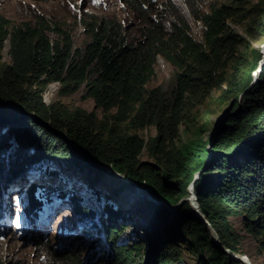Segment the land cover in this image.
<instances>
[{"label": "trees", "instance_id": "16d2710c", "mask_svg": "<svg viewBox=\"0 0 264 264\" xmlns=\"http://www.w3.org/2000/svg\"><path fill=\"white\" fill-rule=\"evenodd\" d=\"M182 1L206 26L203 39L194 37L174 0H161L159 6L156 0H123L142 21L139 35L130 36L127 27L114 19L93 17L85 21L91 41L83 48L75 47L71 34L52 27L42 16L35 22L16 24L0 13V123L8 129L5 133L0 126V195L10 184H17L18 172L24 176L28 171L29 166L16 158L17 152L27 154L23 162L43 157L60 163L68 158L75 168L87 169L86 184L92 191L89 202L75 193L68 203L72 210L82 208L93 215L95 221L92 228L80 222L81 232L74 235H85L87 242L100 240L104 245L101 259L106 264H184L185 254L195 264H245L215 247L211 229L226 247L243 253L236 245L239 235L227 220L241 207L246 211L245 227L264 249V65L253 83L251 71L262 52L253 48L249 70L243 63L247 54L239 52L242 37L232 24L251 18L247 33L262 31L264 0L245 14L251 0L213 2L208 11L199 8L203 0ZM167 19L169 26L164 23ZM49 30H56L60 38L53 42ZM7 41L10 62L1 54ZM158 55L177 69L167 89L164 85L147 88ZM53 80L63 81L65 93L85 85L84 98H93L105 119L95 110L78 107L70 111L56 108L55 103L47 106L42 92ZM241 85L244 102L236 104L233 95V113L217 136L203 140L205 131L194 126L190 140L171 146L178 127L213 89L225 87L230 93ZM112 109L116 112L109 116ZM38 119L48 122L49 128ZM150 125L157 134L147 140L137 132ZM36 147L41 152H32ZM145 149L155 160H140ZM98 163L110 165L161 201L160 206L152 202L156 213L152 224L146 222L154 228L145 238L120 242L119 237L134 223L135 213L120 208L114 194L103 198L97 182L110 175ZM212 167L219 174L205 170ZM38 169L42 177L58 178L61 173L51 163ZM195 172H199L197 178ZM191 182L209 223L188 201L175 212L169 210L189 196ZM29 186L35 201L38 186ZM61 194L66 196L65 191ZM146 203L151 205V201ZM157 226L161 231L155 233Z\"/></svg>", "mask_w": 264, "mask_h": 264}, {"label": "rangeland", "instance_id": "374dc122", "mask_svg": "<svg viewBox=\"0 0 264 264\" xmlns=\"http://www.w3.org/2000/svg\"><path fill=\"white\" fill-rule=\"evenodd\" d=\"M160 1L161 0H156L158 6ZM174 1L180 2V0ZM224 1L227 0H203L199 8L205 11L209 9L211 3H222ZM258 3L259 0H251L247 5V9L243 10V14L247 13L248 9L253 8ZM186 6V3L182 2L179 7L180 11L190 23L193 35L195 37L197 36V39H201L203 31L202 26L193 17L188 6ZM0 13L10 18L12 22L16 24L25 21L35 22L42 16L48 20L49 25L52 27H59L64 30L66 34H71L74 39L75 47L82 48L91 41V36L87 32L85 21L91 20L93 17H98L99 19L111 18L118 21L128 28L127 32L130 36L139 35L142 27L141 19L136 17L123 0H0ZM154 16L157 17L155 14ZM164 23L169 26L170 19L164 20ZM250 23L251 18L244 20L240 25H235L234 22L232 23L242 37L241 43L239 44V52L241 54H247V59L244 60L243 58L241 60H244L243 63L247 64L246 67L249 70L252 58L255 54L253 48L263 50V52H261L264 61V28L262 31L258 30V32L253 29L254 34L250 35L246 31ZM49 35L53 42L60 38L56 30H49ZM10 47V42L7 41L1 52L3 60L6 62L11 61L9 52ZM254 68L255 69L252 70L255 71H251L253 83L260 77L259 68ZM176 71L177 69L175 66L166 61L163 57H158L155 65V74L147 84V88L150 89L164 85V89H167ZM230 73V75H232V68L230 69ZM242 85L240 88L238 87V90L230 93L225 92V87L213 89L211 94L207 96L202 103L197 104L192 109L187 121L178 127V134L171 142V146L179 147L181 144L190 140L193 137L192 128L194 126L199 130L203 129V131H205L203 132V140L210 139L211 136L213 137L214 135L217 136L218 129L223 122H226V117L233 113L234 100L236 99V104L244 102L245 95L244 92L242 93L241 91ZM84 94V86L74 93H65L61 90L55 94L53 102L56 108L61 107L70 111H74L78 107L88 111L95 110L101 120L105 119V114L102 109L95 106L94 99L84 98ZM234 94L237 97L235 99L233 96ZM115 112L116 109H112L108 115L111 116ZM2 124L4 123L1 122L0 126L6 133L8 129L2 126ZM137 133L143 135L148 140L150 137L157 134V129L154 125H150ZM6 138L5 136L3 139ZM33 146L35 147L36 145ZM34 151L41 152V149L39 148L37 150L36 147L32 150V152ZM25 156H27V154L22 155L20 152L16 153V158L20 160L22 164L29 166V168L24 176H20L22 174L21 171L18 172L19 183L17 182L15 185L10 184L9 187L11 188L8 190L5 189L3 197L5 194H9L8 204L3 199L5 205H8L6 217H4L5 212L2 208V206L5 205H2V195H0L1 262L3 264H106L101 259L100 249L104 245L100 244V240L98 241V239H95L92 240L93 242H85L83 237L85 235H74V232L78 234L81 232L79 226L80 222L81 224L86 223L87 227L92 228L94 225L93 222L95 221V219H93L94 217H92L93 215H87L88 212L82 211V208L72 210L68 203L73 199L72 195L75 193L83 196L85 202H89L88 200L92 195V191L86 184L87 169L81 171L79 169L80 167L76 166L75 168L76 164L74 165L72 160L68 158L60 163L52 162L43 157L37 162H23ZM40 156L42 155H39V157ZM140 160L153 161L155 159L151 157L148 150L145 149ZM49 163L55 165L59 172H61L58 178L37 175L40 170L38 166L45 167L49 165ZM92 163L96 164V162ZM77 169L80 171H76ZM205 170L207 172L211 170L214 174H219V172L214 171V167ZM110 173L125 179V182L126 180L129 181V178H125L126 176L123 175L119 176V173L115 171L114 173ZM223 174H226V172ZM198 175L199 172H195L194 178H197ZM110 177L113 179L114 176ZM113 182L107 179L103 180L102 178L97 182V186L103 192V198L105 195L114 194V199L118 201L120 208L135 213L134 223L129 225L119 237L120 242L123 244L135 243L136 238H145L146 235H148L147 233H151V227L153 230L154 227L152 225L151 227L147 226L148 223L146 221L151 223L152 216L156 213L153 210L154 204L152 202L160 206L161 201L152 192L142 187L147 191L148 197H142L139 199L140 202L138 201V203L134 201L131 202L128 197L119 195L124 186H115ZM29 185L38 186L35 201H33V194L30 192L31 188ZM188 189L190 194L193 192L192 194L198 202L197 196L194 193L195 189L193 182L189 184ZM62 191H65L66 196L61 194ZM16 192H19V194H15ZM75 197H78V195H75ZM186 198V201L191 204L194 212L200 216V207H197V204L192 202L188 196ZM147 201H151V205L144 206L147 204ZM39 209L44 211V213H39ZM46 212L48 213L46 214ZM171 212L175 211L171 210ZM245 213L246 211L241 207L239 211L229 215L227 220L230 223V229L239 235L236 242L237 247L243 253H246L254 264H264V249L259 246L257 239L245 227V223L243 222V214ZM39 214H41V217ZM44 215H46L45 218ZM203 217L205 218V215H203ZM35 220L40 222L41 226L39 228L33 226L32 222ZM211 229L213 236H218L217 232L212 227ZM159 231H161V227L157 226L153 232L156 233ZM26 235L29 236L27 237ZM38 235H42L44 239L35 243L33 238ZM103 241L106 243L105 237ZM68 243H71V245ZM72 245L74 246L71 247ZM62 247L63 249H61ZM104 256H106L105 253ZM184 261V264H195V259L188 254L184 255Z\"/></svg>", "mask_w": 264, "mask_h": 264}, {"label": "bare ground", "instance_id": "6f19581e", "mask_svg": "<svg viewBox=\"0 0 264 264\" xmlns=\"http://www.w3.org/2000/svg\"><path fill=\"white\" fill-rule=\"evenodd\" d=\"M187 7V6H186ZM187 12V11H186ZM189 15V14H188ZM189 17V16H188ZM191 18V17H190ZM205 29V28H204ZM200 31V30H199ZM200 33V32H199ZM201 35V34H200ZM197 37V36H196ZM200 39V38H199ZM203 39V38H202ZM264 46V45H263ZM163 56V55H162ZM60 87V83L59 82H54L49 84L47 90L44 93V100L46 103H50L52 96L54 95V92H56ZM109 175H112V173L109 172ZM116 176V175H115ZM117 178V179H116ZM116 178L113 177V179H111L110 176L106 177L105 179L107 180H111V182H113V185L118 186V187H123V185L125 184V186L123 187V190L120 191L119 194H122L123 197H128L129 200L132 202L134 201L135 203H138V201L140 202L139 199H141L142 197H148V193L145 189L141 188L140 186H137L136 184H134L132 181H126L125 179L124 181L119 179L120 177L116 176ZM104 179V180H105ZM116 179V180H115ZM125 182V183H124ZM193 193V192H192ZM190 194L188 196V198L194 202L195 204H198L197 200L195 199V197L193 196V194ZM19 194V193H18ZM2 195V205H5V202L8 204V200H9V194H5V196L3 197L4 193L1 194ZM4 199V201H3ZM5 214L4 217H6L7 211H8V205L3 206ZM39 208V207H38ZM10 212V211H9ZM39 213H44V211H42L41 209H39ZM48 212H46L47 214ZM41 214H39L40 216ZM3 217V220H4ZM41 217V216H40ZM46 217V215H44V218ZM43 218V219H44ZM38 220V218H37ZM37 220H35L34 222H32L33 226L35 227H40V222H38ZM43 224V223H42ZM149 227H151V225L148 223ZM239 256L243 257L244 259H246V254L240 253ZM248 258L250 259V257L248 256ZM251 260V259H250Z\"/></svg>", "mask_w": 264, "mask_h": 264}, {"label": "water", "instance_id": "95a60500", "mask_svg": "<svg viewBox=\"0 0 264 264\" xmlns=\"http://www.w3.org/2000/svg\"><path fill=\"white\" fill-rule=\"evenodd\" d=\"M38 122L41 124V125H44V126H46V127H48L49 128V123L48 122H43L42 120H39L38 119ZM54 131V130H53ZM99 165H101V166H103L105 169H107V170H109V171H111V172H113L114 173V170L112 169V167L110 166V165H105V164H100V163H98ZM117 173V172H116ZM121 174H119V176H120ZM126 178V177H125ZM187 198L186 197H184V198H182L181 199V201L179 202V203H177V204H175V205H173V206H170L169 207V209H171V210H176V209H178L180 206H181V204L186 200ZM197 207H200V204H197ZM200 210H201V208H200ZM199 215L201 216V218L203 219V220H205V221H207L204 217H203V214L200 212L199 213ZM28 237V236H27ZM34 240V242L35 243H37L39 240H40V238L38 237V238H33ZM213 243H214V245H215V247H217L218 249H220V250H223V251H225V252H227V253H229L231 256H233L234 258H236V259H238V260H240V261H242V262H244L245 264H253L252 262H251V260L248 258V256L246 255V259H244L243 257H241V256H239V254L238 253H236V252H234L233 250H231V249H229L228 247H226L223 243H222V241H221V239H220V237L219 236H213ZM69 245H71V243H68ZM66 246H68L67 244H65ZM74 245H72L71 247H73ZM61 249H63V247L61 248Z\"/></svg>", "mask_w": 264, "mask_h": 264}, {"label": "clouds", "instance_id": "9594fccd", "mask_svg": "<svg viewBox=\"0 0 264 264\" xmlns=\"http://www.w3.org/2000/svg\"><path fill=\"white\" fill-rule=\"evenodd\" d=\"M176 2V1H175ZM182 2H184V1H182V0H180V2H178L179 3V7H180V4L182 3ZM184 3H186V2H184ZM186 5H187V3H186ZM188 6V5H187ZM189 8V7H188ZM209 9H206L205 11H208ZM189 11H190V9H189ZM2 14V13H1ZM192 14V13H191ZM4 15V14H3ZM7 17V16H6ZM10 19V18H9ZM196 19V18H195ZM11 20V19H10ZM197 20V22H199L200 24H201V26H202V30H203V28H205L206 26L204 25V23L202 22V20H198V19H196ZM128 29V28H127ZM195 37V36H194ZM203 38V31H202V35H201V39ZM201 39H198V40H201ZM263 49H264V47H263ZM260 50V49H259ZM260 51H262L263 52V50H260ZM158 57H163L162 55H158L157 56V60H158ZM164 58V57H163ZM165 59V58H164ZM262 59V58H261ZM259 60V62H258V64H257V68H259V73L261 74V70H262V67H263V65H264V61H263V59L262 60ZM166 60V59H165ZM253 69H255V68H253ZM253 72L255 71V70H252ZM54 82H59L60 83V87H59V89L54 93V95L52 96V99H51V101H50V103H46L45 102V100H44V93H45V91L47 90V88H48V86H49V84H51V83H54ZM84 87H85V85H84ZM62 88H63V81H61V80H53V81H51V82H49L46 86H45V88H44V90H43V92H42V100H43V102L47 105V106H51L52 104H54V102H53V100H54V97H55V94L56 93H58V91H61L62 90ZM81 89V88H80ZM113 169V168H112ZM114 170V169H113ZM115 172H117L116 170H114ZM108 172H111V171H108ZM118 173V172H117ZM120 174V173H119ZM121 175H123V174H121ZM110 176H114V178H116V176L115 175H110ZM123 176H125V175H123ZM198 177V176H197ZM121 178V177H120ZM119 178V179H120ZM126 178H128L127 176H126ZM121 180H124V179H122L121 178ZM126 181H128V180H126ZM129 181H132L134 184H136L137 186H140L141 188L143 187V188H145L144 186H142V185H139L138 183H136L134 180H132L131 178H129ZM123 186H125V184L123 185ZM194 193H195V191H194ZM122 195V194H121ZM195 195H196V193H195ZM197 196V195H196ZM186 201V200H185ZM199 202V201H198ZM207 222H208V220H207ZM209 223V222H208ZM39 231V230H38ZM40 232V231H39ZM213 235V234H212ZM26 236H29V235H26ZM219 236V235H218ZM40 238V240H42V239H44V237L42 236V235H38V236H35L34 238ZM34 240V239H33ZM39 240V241H40ZM75 240H77V239H75ZM84 240H85V242H87L88 241V239H85L84 238ZM229 248V247H228ZM229 249H231V248H229ZM232 250V249H231ZM235 252V251H234ZM238 254H240V253H238ZM243 254H245V253H243ZM247 255V254H246ZM248 256V255H247ZM251 259V258H250ZM252 262V261H251ZM253 263V262H252ZM254 264V263H253Z\"/></svg>", "mask_w": 264, "mask_h": 264}]
</instances>
